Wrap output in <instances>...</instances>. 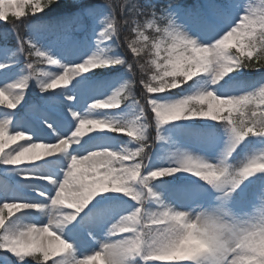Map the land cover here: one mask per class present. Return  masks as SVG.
I'll use <instances>...</instances> for the list:
<instances>
[{
  "label": "clouds",
  "instance_id": "obj_1",
  "mask_svg": "<svg viewBox=\"0 0 264 264\" xmlns=\"http://www.w3.org/2000/svg\"><path fill=\"white\" fill-rule=\"evenodd\" d=\"M59 3L0 0V21L17 31L26 67L19 79L0 87V106L14 112L33 81L41 93H54L100 68L122 66L129 77L83 112L69 108L75 127L54 142L14 130L12 115L0 120L2 162L17 166L24 180L44 182L28 186L42 199L15 192L0 202V264H264V185L247 207L234 203L248 183L264 181V146L233 159L249 137H264V78L249 85L233 75L264 72V0H208L211 14H228L207 35L181 19L180 0H103L98 47L74 63L21 31ZM8 66L0 63V69ZM177 89L183 94L160 96ZM122 107L129 111H105ZM192 119L223 124L227 139L215 161L177 149L151 167L153 148L167 139L164 126ZM103 133L129 139L114 144L94 138ZM178 173L203 181L215 193L213 201L179 206L157 187L156 181ZM109 193L136 206H114L94 226L103 229V239L91 228L87 232L98 247L77 258L68 229ZM28 215L34 218L25 222Z\"/></svg>",
  "mask_w": 264,
  "mask_h": 264
},
{
  "label": "rangeland",
  "instance_id": "obj_2",
  "mask_svg": "<svg viewBox=\"0 0 264 264\" xmlns=\"http://www.w3.org/2000/svg\"><path fill=\"white\" fill-rule=\"evenodd\" d=\"M187 2L179 3L180 16L194 32L207 35L212 29L222 25V18L209 12L208 0H187ZM102 4L103 0H60L58 5L29 19L22 26L21 31H23L25 37L35 36L40 46L45 50H51L64 61L69 63L79 62L98 47L97 40L100 25L97 23L96 18L102 14ZM57 15H61L57 18L58 20L67 23V30L62 33V36L49 35L46 30L48 23H50V17ZM65 19L70 22L65 21ZM52 20L57 21L56 18H52ZM5 38H7L6 41L11 38L13 42H8L5 45L0 42V63H8L9 65L5 69H0V87L19 79L26 72L24 57L19 53L20 40L17 31L9 23L0 21V39ZM118 51L119 54H124L122 50ZM68 53L70 58L65 59ZM233 75L237 80L245 81L249 85L264 78V72L260 71H246L242 74ZM128 77L129 73L122 66L100 68L78 78L79 82H74V86L69 89H58L54 93H41L33 81L27 91L24 103L14 112L0 106V120L12 115L14 116V130L27 131L32 134L34 140L54 142L57 135L53 138L50 134L66 135L75 127L76 121L69 113V108L83 112L93 99L108 95ZM185 87L187 88V86ZM72 91L77 92L73 95ZM181 94H183V91L177 89L171 93L160 94V96L175 98ZM67 96H75L76 99L68 100ZM105 111L123 114L128 112L129 109L122 107L121 109ZM50 112L53 113V117L59 119L62 128L60 126L55 127L53 122H48L51 119H46L44 114H51ZM48 124H52L53 127L49 128ZM39 125L43 126L40 127ZM164 135L167 139L157 143L152 150L151 167L163 165L168 155L177 149H188L215 161L227 139L223 124L207 119L183 120L167 124L164 126ZM103 137H107L114 144L124 143L129 139L127 136L114 133L94 134L95 139ZM261 146H264V137H249L233 159H239L246 150ZM7 166L0 163V202H3L5 193L12 192L22 193L28 199H42L35 192L29 190L28 186L32 181L22 179L20 173L16 170L17 166L13 169L7 168ZM26 166L28 165H22L20 168L28 170ZM28 167L33 166L29 165ZM26 182H29V184H25ZM35 182L33 181L31 185H34ZM3 183L6 184V187L2 189ZM42 185L39 181L37 186ZM156 185L166 189L170 198L174 199L179 206H188L196 202L211 203L215 196L208 185L187 173L165 177L156 181ZM262 185H264V181L257 179L244 186L234 201L236 206L247 207ZM106 197V199L97 198L100 204L93 201V204L89 206V210H86L82 218L76 223V231L73 230L74 234L70 239L76 242L77 258L92 252L98 247L97 243L89 246V242L87 243L85 240V237L87 238L85 233L88 231L89 224L94 220L92 217H96L100 209L104 208V211L96 218L97 224L108 217L107 210L113 209L114 206L120 204L125 210L136 206L134 201L122 194L109 193L106 194ZM108 201L110 202L106 203ZM24 218L25 222H29L34 217L28 215ZM40 222H43L42 218ZM93 231L98 238H104L102 228L96 227ZM77 235L80 239L76 238Z\"/></svg>",
  "mask_w": 264,
  "mask_h": 264
},
{
  "label": "bare ground",
  "instance_id": "obj_3",
  "mask_svg": "<svg viewBox=\"0 0 264 264\" xmlns=\"http://www.w3.org/2000/svg\"><path fill=\"white\" fill-rule=\"evenodd\" d=\"M70 58V54L68 53L67 55H66V57H65V59H69ZM73 92V95L77 92V91H72ZM71 92V93H72ZM51 113V112H50ZM52 114V115H51ZM51 114H49V113H46V114H44L45 115V118L46 119H51V120H48V122H53L54 124H55V127H57V126H60V124H59V119L58 118H56V117H53V113H51ZM58 121V122H57ZM61 123V122H60ZM40 127H42L43 125H39ZM60 128H62L61 126H60ZM59 130H61V129H59ZM56 133V132H55ZM58 133H56L55 135H52V134H50L53 138H55V136L57 135ZM6 151H10V149H6ZM29 166V165H28ZM28 166H26V168H28V170H33V167H28ZM14 167H16V166H12V165H8L7 166V168H10V169H13ZM20 167V166H19ZM40 183L41 184H43L44 182H41L40 181ZM18 184H20V183H18ZM25 184H29V182H26ZM31 184H33V181H32V183ZM37 185H39V181L37 182H35V184H34V186H37ZM3 187L5 188L6 187V184H4L3 183V185L1 186V188L3 189ZM1 190V189H0ZM110 201H108V202H106V203H109ZM118 206H120V204L118 205ZM122 206V205H121ZM122 208H124L123 206H122ZM104 211V208H102V209H100L99 210V214L95 217H92L94 220H92V222H91V224H89V226H88V230L91 228L92 230H94V229H96V227H94L96 224H97V220H96V218L102 213ZM95 212V211H94ZM113 213V209H111V210H107V215L108 216H110L111 214ZM83 215V214H82ZM90 217V216H89ZM91 218V219H92ZM24 221H25V218H24ZM75 226H76V224L75 225H73V226H70L69 227V229H68V232H67V237L70 239L71 238V236L74 234V231L73 230H75ZM76 231V230H75ZM87 232L88 231H86V236H87V238L85 237V240L87 241V243L89 242V246H92V244H94L95 245V242L87 235ZM77 239H80V237L77 235V237H76ZM83 240V238L81 239V241ZM78 241H80V240H78ZM97 245V244H96Z\"/></svg>",
  "mask_w": 264,
  "mask_h": 264
},
{
  "label": "snow or ice",
  "instance_id": "obj_4",
  "mask_svg": "<svg viewBox=\"0 0 264 264\" xmlns=\"http://www.w3.org/2000/svg\"><path fill=\"white\" fill-rule=\"evenodd\" d=\"M16 14H17V15H21L22 13H21L20 10H16ZM227 14H228V13H227V10H223V9H222V10H218L217 13H216V15L219 16V17L222 18V19H223ZM45 123H47V122H45ZM2 159H3V158H0V163H3V162H2ZM12 193L15 194V192H12ZM8 194H9V193H5V195H8Z\"/></svg>",
  "mask_w": 264,
  "mask_h": 264
},
{
  "label": "trees",
  "instance_id": "obj_5",
  "mask_svg": "<svg viewBox=\"0 0 264 264\" xmlns=\"http://www.w3.org/2000/svg\"><path fill=\"white\" fill-rule=\"evenodd\" d=\"M54 27L55 26V24L53 23V22H51L49 25H48V27Z\"/></svg>",
  "mask_w": 264,
  "mask_h": 264
}]
</instances>
